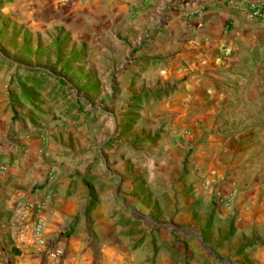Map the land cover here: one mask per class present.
I'll return each mask as SVG.
<instances>
[{
	"label": "crops",
	"instance_id": "0c3cea01",
	"mask_svg": "<svg viewBox=\"0 0 264 264\" xmlns=\"http://www.w3.org/2000/svg\"><path fill=\"white\" fill-rule=\"evenodd\" d=\"M31 2V6L27 3L28 10L36 7L42 12L39 25L43 27L44 43L56 44L68 56L79 54L81 61L76 63L80 69L93 73L102 66L99 61L104 60L107 64L103 67L122 68L117 75L121 80L134 77L135 84L146 85L151 76L152 83L159 84L164 69L175 80L185 72L188 83L208 85L192 95L193 100L212 101L201 107L209 115L219 114L231 100L225 85H235L241 99L249 95L254 102L255 124H241L230 137L232 146L239 151L226 153L229 172L224 175L220 166L209 173L201 170L206 191L193 183L187 198L178 205L184 210L207 211L213 195L221 193L234 196L231 206L246 213V217L232 224L221 218L226 217L224 212L203 228L202 235L172 228L155 232V241L148 238L143 249L132 252L126 263L228 264L211 256V247L221 254L219 247L229 242L234 246L247 243L245 251L237 256L239 263L264 264V63L247 66L242 59L247 50H264V23L251 19L231 0ZM230 24L233 28L228 29ZM123 36H134L139 44L130 40L125 43ZM96 77L91 76V82H96ZM3 116L0 112V264H109V239H115L119 233L109 216V187L95 183L99 176L101 183H106L104 175L74 171L76 165L86 164L87 157L80 153L73 160L59 151L55 140L64 141L68 133L58 125H44L42 131L18 134L11 139L10 146H5ZM14 130L18 127L8 129V133ZM6 152L13 153L12 159L2 158ZM51 174L54 178L49 180ZM190 180L187 176L181 184L187 185ZM89 189L102 190L88 214L94 220L89 227L104 235L99 244H92L91 237L82 235L86 218H75L89 200ZM37 190L41 191L40 196ZM39 197L45 200L42 214L46 240L36 247L29 232L20 225L18 203L38 201ZM180 219L176 216L175 223ZM155 245L159 250L153 257ZM48 248L62 250V261L50 259L45 251Z\"/></svg>",
	"mask_w": 264,
	"mask_h": 264
},
{
	"label": "rangeland",
	"instance_id": "374dc122",
	"mask_svg": "<svg viewBox=\"0 0 264 264\" xmlns=\"http://www.w3.org/2000/svg\"><path fill=\"white\" fill-rule=\"evenodd\" d=\"M30 2L0 0L2 143L10 146L11 139L18 134L42 131L44 125H58L68 133L64 141L55 140L59 151L73 160L80 153L87 157L86 164L76 165L74 171L102 173L106 183H101V176L95 183L109 187L106 193L111 206L109 216L119 233L115 239H109V264H127L130 254L143 249L148 238L152 243L155 241L152 236L155 232L172 228L202 235L203 228L224 212L226 217L221 218L232 224L244 219L246 213L231 206L234 200L231 195L216 193L207 211L184 210L178 205L187 198L193 183L206 191L201 170L209 173L220 166L224 175L229 172L231 167L225 166L226 153L239 151L237 146H232L231 135L244 123L253 125L257 119L249 95L241 99L235 85H225L223 88H228L231 100L219 114L209 115L201 107L211 104V100H193V95L208 85L188 83L185 72L175 80L164 69L156 85L152 83L153 76L149 85L135 84L134 77L121 80L117 75L122 68L103 67L107 64L104 60L99 61L102 66L93 73L87 72L77 66L76 62L81 61L79 54L68 56L56 44L44 43L43 27L39 25L42 12L36 7L28 10ZM231 28L232 24L228 29ZM240 38L248 40L244 35ZM122 39L125 43L130 40L139 44L134 36ZM242 59L247 66L261 65L264 50H247ZM93 75H97L96 82H91ZM12 127L18 130L8 133ZM12 154L2 153V158L12 159ZM187 176L190 182L182 185V179ZM101 191L89 189L88 202L75 216L86 218L81 232L92 238V244H99L104 236L88 225L94 221L88 214ZM221 196L226 199L222 201ZM176 216L181 218L178 224L174 221ZM22 229L29 232L36 247L45 243L44 229L40 242L33 238L30 228ZM246 245L225 242L219 247L221 254L211 247V256L220 257L228 264L238 262L237 256L245 251ZM158 247L153 246V257ZM52 250L60 249L45 250L53 260ZM62 257L54 260L62 261Z\"/></svg>",
	"mask_w": 264,
	"mask_h": 264
},
{
	"label": "built area",
	"instance_id": "2783aa9c",
	"mask_svg": "<svg viewBox=\"0 0 264 264\" xmlns=\"http://www.w3.org/2000/svg\"><path fill=\"white\" fill-rule=\"evenodd\" d=\"M240 9L247 12L251 19L264 23V0H231ZM54 178L50 175L49 180ZM37 196H40L41 191H36ZM226 197L221 196L224 201ZM45 206V200L39 197L38 201L23 200L19 204L20 222L24 228H30L33 238L36 242L42 239V232L44 229V216L42 214ZM63 255L61 250H52L50 256L54 259H59Z\"/></svg>",
	"mask_w": 264,
	"mask_h": 264
}]
</instances>
